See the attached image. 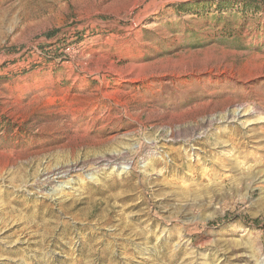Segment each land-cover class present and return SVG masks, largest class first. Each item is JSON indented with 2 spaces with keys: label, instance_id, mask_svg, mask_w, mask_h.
Segmentation results:
<instances>
[{
  "label": "rangeland",
  "instance_id": "374dc122",
  "mask_svg": "<svg viewBox=\"0 0 264 264\" xmlns=\"http://www.w3.org/2000/svg\"><path fill=\"white\" fill-rule=\"evenodd\" d=\"M262 258L264 0H0V264Z\"/></svg>",
  "mask_w": 264,
  "mask_h": 264
},
{
  "label": "bare ground",
  "instance_id": "6f19581e",
  "mask_svg": "<svg viewBox=\"0 0 264 264\" xmlns=\"http://www.w3.org/2000/svg\"><path fill=\"white\" fill-rule=\"evenodd\" d=\"M182 154V153H181ZM120 168V170H121V172H125V171H127L129 168H128V166L127 165H122V166H120L119 167ZM147 168V167H146ZM145 168V169H146ZM184 167H182L181 165L180 166H178V171H180V170H182ZM263 170V169H262ZM257 171H261L260 169L259 170H257ZM91 176V175H90ZM90 178H92V179H94V180H97V177L96 176H91ZM84 181V180H83ZM92 181V180H91ZM85 182V181H84ZM64 189V188H63ZM62 189V190H63ZM259 264H264V258H262L261 260H260V262H259Z\"/></svg>",
  "mask_w": 264,
  "mask_h": 264
},
{
  "label": "trees",
  "instance_id": "16d2710c",
  "mask_svg": "<svg viewBox=\"0 0 264 264\" xmlns=\"http://www.w3.org/2000/svg\"><path fill=\"white\" fill-rule=\"evenodd\" d=\"M224 3H225V1H221V4H224ZM224 7H228V6L224 4L223 8Z\"/></svg>",
  "mask_w": 264,
  "mask_h": 264
}]
</instances>
